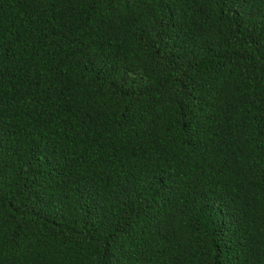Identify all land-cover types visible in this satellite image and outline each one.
Returning a JSON list of instances; mask_svg holds the SVG:
<instances>
[{"label": "trees", "instance_id": "16d2710c", "mask_svg": "<svg viewBox=\"0 0 264 264\" xmlns=\"http://www.w3.org/2000/svg\"><path fill=\"white\" fill-rule=\"evenodd\" d=\"M0 264H264V0H0Z\"/></svg>", "mask_w": 264, "mask_h": 264}]
</instances>
